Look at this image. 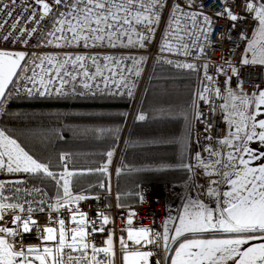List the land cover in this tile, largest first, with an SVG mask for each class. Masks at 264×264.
<instances>
[{"label":"snow or ice","instance_id":"snow-or-ice-1","mask_svg":"<svg viewBox=\"0 0 264 264\" xmlns=\"http://www.w3.org/2000/svg\"><path fill=\"white\" fill-rule=\"evenodd\" d=\"M222 2L225 7L222 12L216 13L217 16L224 17L226 14V18L234 22L244 19L230 10L227 0ZM16 3L17 0H11L13 6ZM34 4L40 6L39 20H35L37 24L45 18L53 20L52 30L48 33L51 37L47 40L49 45L71 47L79 46L82 42L84 47L103 46L105 43L107 46L116 47L118 44L123 45L122 38L127 37L128 43L123 46L135 47L138 43L143 47V41L149 39L144 33L154 31L152 26L159 19L156 9L163 7V0H52L51 4L48 0H34ZM54 6H60L63 10H54ZM8 7H0V12H4ZM28 9L32 11L28 20L33 21L38 10L33 4H27L24 10ZM178 9L179 6L174 5L170 15V20L177 21V32L180 31ZM243 10L252 16L256 27L251 38L241 33V39H248L246 55L242 56L241 64L264 66V0H243ZM56 11L59 12L58 16ZM7 15L12 17L13 12L8 11ZM196 16V13L190 14L194 23ZM18 22L19 17L11 25L12 29H16ZM204 22L211 23L206 16ZM0 27H3V24H0ZM20 31L23 32L24 29ZM36 31V28H32L27 34L31 36ZM184 33L192 35L187 30L186 23ZM134 35L138 37V41L133 40ZM177 38L183 40V37ZM2 39L7 41L9 36L6 35ZM13 42L15 43V40ZM183 47L186 48L187 45ZM165 49L172 50L167 44L161 50ZM249 53L250 59L247 56ZM100 59L97 56L81 55H66L63 58L42 57L39 64L33 61L34 67L30 70L32 74L27 75V65L21 64V61L26 60L25 53L0 51V100L5 97L6 89L14 82V77L17 78L19 88H23L30 96L38 94L43 97L53 93L65 95V86H71L73 94L84 95L93 88L103 93L105 89H109L110 84L115 85L117 90L121 87L127 88L128 94L131 95V87L126 83L124 75L123 61L132 59L134 64L139 61L135 57L105 56L102 59L106 63L101 66L98 63ZM89 60L96 68L94 73L89 71ZM45 61L50 67H45ZM177 66L194 68L192 64ZM37 68L41 69L39 73ZM18 69L25 73L22 77ZM105 70L110 75H104ZM117 70L119 79H114ZM127 70L131 72L133 68L129 67ZM218 71L222 72L223 69ZM232 72L233 75H238L235 67ZM135 74L139 75L138 68ZM97 77H102L104 88L96 82ZM206 79L210 82L212 80L210 76H206ZM57 83L59 86H56ZM77 83L82 85L85 92L76 93ZM225 83L228 84V81ZM28 84L32 87H27ZM211 91L208 85H205L199 98L209 102L208 93ZM224 91L226 96L221 95L220 89L215 90V95L225 101L220 105V110L225 113L224 119L228 125L226 134L216 139L215 149L212 144L204 146L203 151L207 156L196 154L197 165L185 166L189 171L192 167L202 169V174L208 177L207 190L202 194L214 201L215 206L209 207L199 198L189 197L183 211L175 218L178 224L173 225V235H169L168 221L164 222L163 233L152 232L149 228H129L127 239L121 237L119 242L121 264H149V257L153 252L142 249L148 245H156L159 248L163 242V248L167 252L169 241H180L170 258V264H228L229 261L232 264H264V118H260L264 117V89L259 90L258 95L254 93L251 96L241 95L230 88ZM201 116L202 113L198 111L196 119L199 120ZM144 118L143 115L137 117L139 120ZM208 127L210 128V125ZM206 139L211 141L213 138L207 136ZM253 142H258L260 148L252 149L249 145ZM108 156L110 158L112 153L109 152ZM60 159L64 161L67 157L62 155ZM4 168L13 173L43 174L55 180L56 184L62 187L63 195H58L56 203L49 204V209L58 212L61 208H67L76 227L66 228L65 220L59 218L56 220L58 227H43L41 245L25 246L21 243L17 247L16 237L29 233L33 227H39L32 219L34 209L31 205L35 201L25 200L20 203L19 188L14 189L12 197L5 196L2 192L5 185L0 183V221H3L9 212L18 210L20 213L12 217L15 228L0 223V264H114L116 253L111 235L102 247L96 246L89 239L93 233L105 231L104 226L109 223V217L104 213H97V220L101 221V226L97 229L86 225L85 213L72 211L69 207L73 200L86 199L82 195L73 196L70 191L71 178L76 173L65 167L64 172L57 176L47 165L33 159L15 140L0 132V169ZM100 171H107V166ZM33 192L47 195L39 188H33L28 194ZM13 200L17 202H11ZM40 203L44 204L45 201ZM24 204L29 206L25 208ZM35 210L45 211L44 207ZM25 212L27 218L22 215ZM134 215L135 213H130V216ZM127 223L132 225L133 220L130 218ZM87 226L92 227L91 233L86 231ZM204 234H211V238ZM217 234L223 235L217 237ZM181 237H184L182 241ZM257 240L262 242L251 243ZM101 255L103 258H99ZM168 259L169 257L165 256V260ZM156 264L161 262L157 261Z\"/></svg>","mask_w":264,"mask_h":264},{"label":"trees","instance_id":"trees-1","mask_svg":"<svg viewBox=\"0 0 264 264\" xmlns=\"http://www.w3.org/2000/svg\"><path fill=\"white\" fill-rule=\"evenodd\" d=\"M156 10H159L157 12L160 13L161 8ZM58 15L59 12L56 16ZM52 22L53 20L44 29L42 37L47 28L52 26ZM49 31L51 30L49 29ZM47 36L44 41L49 39ZM122 39L123 45H127L128 38L123 37ZM133 40L138 41V37L134 35ZM82 45L81 42L79 46L74 45V48L79 49ZM123 45L118 44L116 47H110L105 43L103 46H95L99 48V52L112 49V54L105 55L100 52V54L86 55L85 57H100L98 63L101 66L106 63L102 59L105 56L135 57L139 61L138 64H134L132 59L123 61L124 75L126 83L131 87V95L128 94L127 88L121 87L117 90L115 85L110 84V90L105 89L103 93L93 88L91 92L84 95L73 94L71 86H65V95L53 93L43 97L38 94L30 96L23 88H19L15 80L2 100L0 131L9 139L15 140L33 159L47 165L50 171L57 176L64 172L60 157L67 155L70 159V171L76 173L70 183V191L73 196L99 197L109 192L112 187L117 204L128 208L122 201L126 197L124 193L127 192L129 198L139 197L140 186L138 184L127 188V191L125 188V182H130L134 173H137L142 167V163L140 167L136 166L140 164L139 159L143 158V153L136 154V147L143 143L140 140L141 136L138 137L139 139L136 138L140 131L139 128L146 122L151 127L154 124L162 125L164 131H159L155 138L174 136L170 130L166 132V127L174 125L175 120L151 121L150 119L139 122L135 118L137 110H142L145 115H151L158 110L157 101L163 100L164 104H169V99L162 96L175 89L177 84L184 83L185 80H181L183 75L186 76L183 71L189 69L178 67L177 65L182 63L167 58H154L149 67L145 69L147 57L133 54L142 50L139 44L137 43L135 47ZM72 56L76 55L72 54ZM42 57L54 56H37V64L41 63ZM63 57L65 56H56V58ZM168 61H172V63H168ZM87 63L89 71L94 73L96 68L91 65L90 60ZM47 66L45 61V67ZM129 67L133 68V71L129 72L127 70ZM137 68L139 75L135 74ZM144 70H146L145 74ZM18 73L22 77L21 69ZM104 75H110V73L105 70ZM114 79H119V70H117V76ZM96 82L101 88H104L102 77H97ZM30 86V84L27 85V87ZM56 86H59L58 83ZM80 92H85V90L82 85L77 83L76 93ZM149 101L152 102L150 108L146 105V102ZM158 141L150 144L151 150L155 148L160 151L161 149L157 148L167 149L172 144V141ZM144 146H148V144ZM109 152L112 153L110 158ZM114 158L117 159L113 164ZM112 164L113 173L109 169ZM105 165L107 171H100ZM18 178L17 182L5 183L2 192L5 196L12 197L14 189H21L18 194L21 197L19 202L35 201L31 205L34 211L40 207H44L45 211L50 210L49 204L56 202L58 195H63L62 187L58 186L55 180L43 174H19ZM159 181L165 183L163 179ZM33 188H39L47 195L37 192L29 195L28 192ZM40 201H45V203L41 204ZM137 202L138 200L135 203ZM28 206V204H24L25 208Z\"/></svg>","mask_w":264,"mask_h":264},{"label":"built area","instance_id":"built-area-1","mask_svg":"<svg viewBox=\"0 0 264 264\" xmlns=\"http://www.w3.org/2000/svg\"><path fill=\"white\" fill-rule=\"evenodd\" d=\"M48 2L51 4L52 0H48ZM27 4H33L38 10V14L33 21L28 20V17L32 15L31 9L24 10ZM4 5L9 7L4 12H0V24H3V27H0V51L23 52L26 56L37 53L42 33L52 19L45 18L38 24L35 22V20H39L40 6L34 4V0H17L14 6L11 4V0H0V7ZM174 5L179 6L177 12L179 32H177V21L170 20ZM227 5L234 14L241 15L244 19L234 22L226 18V14L224 17L217 16L216 13L222 12L225 7V3L222 0H163L158 23L153 27L154 31L144 33L149 36V39L143 41L144 46L141 47V51L133 53L146 56L149 62L154 58H167L178 62H198L203 67V74L197 87L196 113L191 130L193 138L192 153L195 155L197 153H200L201 156L208 155L203 151L204 146L212 144L213 149H215L216 139L224 136L228 129L224 119V112L220 110V105L225 101L215 95V90L220 89L221 95L226 96L224 91L226 88L234 91H241L242 89V95L251 96L257 89L264 86V66L259 64H241V58L244 56V50L248 42V39H241V33H244L245 37L251 38L256 22L251 15L244 12L243 0H227ZM56 8L61 9L60 6H54V10ZM8 11L13 12L12 17H8ZM57 13L58 11H56V15ZM192 13L197 14L195 23L190 19V14ZM185 14L189 15L186 16ZM205 16L208 17L210 24L204 22ZM18 17L17 27L12 29L11 25L17 21ZM185 23L190 33H194L197 29L195 26H197L199 28L198 31L206 36L207 44L203 57L199 60L184 54L183 49L185 48L183 45H187L186 48H188L192 40H201L197 36L192 38L185 35ZM233 24H235V27H233ZM32 28H36L37 31L29 36L27 33ZM21 29H24V31L21 32ZM6 35L9 36L7 41L2 39ZM178 36L183 37V40H179ZM14 40L15 43L13 42ZM24 41H27V43H24ZM165 44L170 45L172 50L165 49L162 51L161 49ZM59 53L60 51H53L50 54ZM53 56L56 57L55 55ZM233 67L237 69L238 75H233ZM218 69H223V71H218ZM206 76L212 78L211 82L206 79ZM229 77H231L230 80ZM225 81H228V84ZM205 85H208L212 90L208 93L209 102L199 98V94L204 92ZM198 111L202 113L199 120L196 119ZM209 125L210 128L208 127ZM207 136H211L213 139L210 141L206 139ZM63 156H66L67 159L61 161V164L64 170L65 167L70 170V159L67 155ZM112 170H114V167ZM138 195L139 201L137 203L124 208L118 206L114 189L111 187L109 192L99 197L84 196L86 199L74 200L69 205L72 211L85 213L86 225H92L97 229L101 226V221L97 220V213H104L109 217V223L104 226L105 231H97L89 239L96 246L102 247L104 246V241L111 235L116 253L114 264H121L119 242L121 237L127 239L129 228H149L152 232L163 233L166 201L165 187L158 183L143 184L139 187ZM141 196H143V200H141ZM208 206L214 207V201L209 199ZM130 213H135V215L130 216ZM16 214H20L18 210L7 213L4 220L0 221V223L15 228L16 225L12 224V217ZM22 215L27 218L26 212ZM59 218L65 220L66 228H72L71 213L67 208H61L58 212L51 210L43 212L33 211L32 219L37 222L39 227H33L29 233L16 237L17 247L21 243L25 246L41 245L40 236L43 227L46 225L58 227L56 220ZM130 218L133 220L132 225L127 223ZM86 231L91 233L92 227L87 226ZM142 250L153 252L150 258L155 263L160 261L161 264H167V260H165L167 254L163 248V242L159 248L156 245H148ZM99 258H103V256L101 255Z\"/></svg>","mask_w":264,"mask_h":264},{"label":"crops","instance_id":"crops-1","mask_svg":"<svg viewBox=\"0 0 264 264\" xmlns=\"http://www.w3.org/2000/svg\"><path fill=\"white\" fill-rule=\"evenodd\" d=\"M244 50V56H245ZM248 58H251V54H247ZM40 57V55H38ZM203 57V54H196L194 55V59L199 60ZM182 64H192L194 68L185 70L183 73V78L181 80H185L184 83L180 85L177 84L175 89L168 91L162 97L169 99V104H164V101H157L158 107L157 111H154L151 115H145L142 110L138 109L135 115V118L139 115H143L145 118L143 120L137 119L139 122H145L152 120H175L174 125H169L166 127V132L170 130V133H173L174 136L168 137H159V139L155 138L159 131L163 132L164 127L162 125H152L149 126L143 124L139 129L140 131L137 133L136 138L141 136V141L143 142L141 146L136 147V154L143 153V158L140 160L139 165L141 169L134 173L130 182H125V188L133 187L134 184H138L141 186L143 184H151V183H158L162 184L165 187V216L164 222L168 221L169 227V235L174 234L173 225L178 224V221L175 219L184 208V205L189 197L196 199L199 198L204 203L208 204V198L205 193L207 190V182L208 177L202 174V169L197 167H192V170L189 171L188 166H195L197 165L198 161L196 160V156L192 153V125L195 118L196 113V99H197V87L199 84V80L203 74V67L198 62H180ZM23 65V62L21 61ZM20 69H18V72ZM16 78L14 77V81ZM12 83L6 89V93ZM264 89V86L257 89L255 94L258 95L259 90ZM235 92L242 95L240 90H235ZM4 98V97H3ZM2 98V99H3ZM2 100H0L1 103ZM152 102H146L147 107L150 108ZM159 105V106H158ZM1 109V108H0ZM2 111V110H0ZM225 116V113H224ZM264 118V117H260ZM168 125V124H167ZM152 129V130H151ZM154 136V138H152ZM170 138V139H168ZM172 138V139H171ZM139 139V138H138ZM139 140V141H140ZM161 141H172L170 147L165 148H157L161 149L160 151L152 149L150 144L152 142H159ZM138 141V142H139ZM148 144V146H144ZM160 146V145H159ZM252 149H259L260 145L258 142L250 143L249 145ZM207 156V155H206ZM165 180L164 182H160L159 180ZM131 183V184H129ZM223 190V186H222ZM126 196L122 201L123 204L130 207L131 205L135 204L139 197H127V192L124 193ZM79 218V217H78ZM163 222V223H164ZM76 227V225L72 223V228ZM205 236L211 238V234H204ZM223 234H217V237ZM190 237V234H189ZM191 238V237H190ZM181 241L184 237L180 238ZM180 241L175 243L169 241V249L166 252L167 257V264H170V258L174 255V250L178 247ZM262 241H252L251 243H260ZM246 247V246H245ZM151 258L149 257V264ZM228 264H232L231 261Z\"/></svg>","mask_w":264,"mask_h":264},{"label":"rangeland","instance_id":"rangeland-1","mask_svg":"<svg viewBox=\"0 0 264 264\" xmlns=\"http://www.w3.org/2000/svg\"><path fill=\"white\" fill-rule=\"evenodd\" d=\"M156 11L159 12V10H156ZM156 23H158V22H155L152 27L157 25ZM195 28H197V29L195 30L194 33L192 32V35L190 37L194 38V37L197 36L201 40L198 39V40L195 41V43H193V40H192L191 41V45L190 46L188 45L189 46L188 48L183 49L184 54H188L191 57H194V55H196L197 53L198 54H203L205 46L207 44L206 43L205 34L200 33L198 31L199 28L197 26H195ZM49 29L52 30V26L50 28H47V30L44 33L41 41L39 42V44H38V52L34 53V54L30 55V56H26V60L22 61L23 65L26 64L28 69H29L27 75H31L32 74L30 70L34 67L33 61H35V63H36V58H37L38 55H41V56H53V55H55V56H59V55L66 56V55L74 54V55L86 56V55L100 54V52H101V51L100 52L98 51L99 48H97V47L85 48V47H82L83 45L80 46L79 49L78 48H74V45L71 46V47H65V46L57 47L55 44L49 45V44H47V40L44 41L45 37L50 32ZM57 35H59V33H57ZM47 38L50 39L51 37L48 35ZM53 51L54 52L60 51V54H50ZM101 53H104L105 55H110V54H112V49H109L108 51H106V50L102 51ZM150 62L147 60L145 69H147L149 67ZM47 67H50V65H48ZM36 71L39 73L41 71V69L37 68ZM145 72H146V70H144V74H145ZM24 74L25 73L21 70V75L23 76ZM30 87H32V85ZM0 108H1L0 110H2V101L0 103ZM1 113H2V111H0V115H1ZM193 155L196 156L195 154H193ZM116 159L117 158H114L113 164L115 163ZM113 164H112V167L110 166V168H109L110 172H112V173L114 172V170H112ZM19 174H26V173H24V172H14L13 173V172H8L6 170V168L0 169V183L5 185V183H7V182H12V181L17 182V181H19V178H18ZM55 203L56 202H54L53 204H55ZM73 226H74V223H73Z\"/></svg>","mask_w":264,"mask_h":264},{"label":"water","instance_id":"water-1","mask_svg":"<svg viewBox=\"0 0 264 264\" xmlns=\"http://www.w3.org/2000/svg\"><path fill=\"white\" fill-rule=\"evenodd\" d=\"M150 264H156L153 259L150 260Z\"/></svg>","mask_w":264,"mask_h":264}]
</instances>
